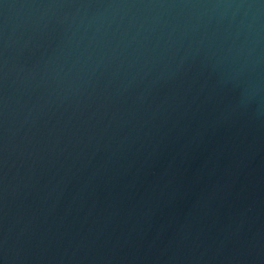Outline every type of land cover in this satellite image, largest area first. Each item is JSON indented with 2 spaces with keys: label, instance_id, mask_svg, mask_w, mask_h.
<instances>
[{
  "label": "water",
  "instance_id": "water-1",
  "mask_svg": "<svg viewBox=\"0 0 264 264\" xmlns=\"http://www.w3.org/2000/svg\"><path fill=\"white\" fill-rule=\"evenodd\" d=\"M0 264H264V0H0Z\"/></svg>",
  "mask_w": 264,
  "mask_h": 264
}]
</instances>
